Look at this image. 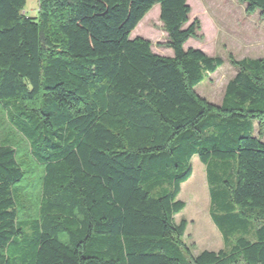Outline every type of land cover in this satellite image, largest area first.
I'll use <instances>...</instances> for the list:
<instances>
[{
	"label": "trees",
	"instance_id": "16d2710c",
	"mask_svg": "<svg viewBox=\"0 0 264 264\" xmlns=\"http://www.w3.org/2000/svg\"><path fill=\"white\" fill-rule=\"evenodd\" d=\"M155 4L171 56L129 38ZM24 5L0 0V264H264V56L229 53L214 104L195 88L224 60L183 48L186 0ZM193 156L228 247L196 255L174 219Z\"/></svg>",
	"mask_w": 264,
	"mask_h": 264
},
{
	"label": "rangeland",
	"instance_id": "374dc122",
	"mask_svg": "<svg viewBox=\"0 0 264 264\" xmlns=\"http://www.w3.org/2000/svg\"><path fill=\"white\" fill-rule=\"evenodd\" d=\"M190 7L189 21L197 18L200 22L199 37L189 38L183 48L193 47L208 56H219L224 62L214 73L208 75L195 92L207 101L219 104L224 87L236 70L229 64L227 55L236 59L264 56V15L259 10L251 14L245 12V4L238 0H186ZM38 0H25L22 10L27 17H36ZM141 37L151 43V50L163 56H171L172 51L163 44L166 34L159 20V6L155 4L143 16L130 33L129 38ZM257 135V124L254 123ZM261 140H264V131ZM191 176L181 184L178 199L185 203L181 212L175 215L176 222L187 221L185 238L193 244L194 255L203 250L227 249L219 230L209 215L210 200L205 176V166L196 156L191 159ZM246 235L249 239L251 233ZM231 242L233 238L230 239Z\"/></svg>",
	"mask_w": 264,
	"mask_h": 264
},
{
	"label": "crops",
	"instance_id": "0c3cea01",
	"mask_svg": "<svg viewBox=\"0 0 264 264\" xmlns=\"http://www.w3.org/2000/svg\"><path fill=\"white\" fill-rule=\"evenodd\" d=\"M160 55V54H159Z\"/></svg>",
	"mask_w": 264,
	"mask_h": 264
}]
</instances>
